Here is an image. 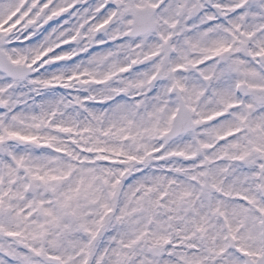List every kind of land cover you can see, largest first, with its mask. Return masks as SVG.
Returning a JSON list of instances; mask_svg holds the SVG:
<instances>
[{
  "label": "snow or ice",
  "instance_id": "1",
  "mask_svg": "<svg viewBox=\"0 0 264 264\" xmlns=\"http://www.w3.org/2000/svg\"><path fill=\"white\" fill-rule=\"evenodd\" d=\"M0 264H264V0H0Z\"/></svg>",
  "mask_w": 264,
  "mask_h": 264
}]
</instances>
